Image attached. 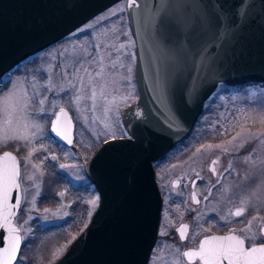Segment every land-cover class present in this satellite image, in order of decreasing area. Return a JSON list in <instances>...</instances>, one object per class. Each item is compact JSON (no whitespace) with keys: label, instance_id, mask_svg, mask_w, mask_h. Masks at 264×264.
Returning <instances> with one entry per match:
<instances>
[{"label":"water","instance_id":"obj_1","mask_svg":"<svg viewBox=\"0 0 264 264\" xmlns=\"http://www.w3.org/2000/svg\"><path fill=\"white\" fill-rule=\"evenodd\" d=\"M119 1L0 0V82ZM137 5L127 8L139 89L138 99L122 111L129 136L108 139L85 163L100 203L53 264H148L162 210L154 162L189 136L220 82L264 83V0H137ZM247 85L264 88L239 87Z\"/></svg>","mask_w":264,"mask_h":264},{"label":"snow or ice","instance_id":"obj_2","mask_svg":"<svg viewBox=\"0 0 264 264\" xmlns=\"http://www.w3.org/2000/svg\"><path fill=\"white\" fill-rule=\"evenodd\" d=\"M134 6L138 7L137 0H127V8ZM124 10L117 5L111 11V15L115 16L117 12ZM100 19H107V17ZM163 23L164 17L161 15L156 21L157 33ZM210 26L211 22L209 21L208 27ZM84 30L80 29V31ZM111 31L114 33V40L116 41H118L119 35H127V33H121L116 28L111 29ZM127 47L128 45L125 43L97 44L94 46V52L84 49L78 59L74 60L71 65L65 66V69L59 73V83L50 74L52 67L55 66H50L49 69L38 70L30 81L26 79L21 88H18L14 83L7 92L0 90V148L13 147L16 153H19L21 148L27 150L26 155L19 158L12 151H3L0 154V264H25L27 257L22 251V245L24 249H28L32 244L29 239L32 234L31 228L27 227L31 216L27 213L35 208L37 197L42 194V178L46 175L43 165L49 159V156L43 158L37 156L38 153L49 152L48 147L43 143V138L47 134L41 120L49 114L53 115L55 119L51 120V132L68 145L73 144L72 117L65 110V106L57 103L58 100L63 99L59 93L67 95L68 90L73 93L69 96L68 103L74 106L78 114L87 111V109L81 108L82 101L91 100V111L94 113L97 101L100 99L105 101L103 107L105 117L113 109H116L118 116L119 105L115 104V98L112 101L107 100L105 73L109 69V75L115 72L117 68L126 69L120 78L121 81L126 82L125 91L127 94L123 95L121 100L126 103L133 98L131 82L133 69L131 65H126L121 60V56L131 55L124 52ZM112 49L117 54L115 60L112 59ZM106 61L108 62L106 63ZM92 65L96 67L90 70ZM69 68L72 69L71 72L68 70ZM101 81H105V83H101ZM57 89L56 98L50 101L45 93ZM115 90L114 88L113 91ZM57 108L58 111H56ZM137 115H142V113H137ZM173 115L175 116V113ZM176 118L178 119V117ZM84 119L87 117L85 116ZM250 120L253 123H259L261 127L256 130H253L252 127H245ZM102 122L106 132L98 134L96 139L99 141L101 135L105 137L104 143L109 142L108 137L113 140L117 139L118 122H111L110 120ZM233 128H239V131H236L230 140L215 145L202 144L193 153V157L213 150L228 154L239 151L248 144H253L251 151L241 161L245 168L241 177V184L237 185L240 192H234L230 185H222L220 198L230 205L220 215V221H223V224L209 222L208 227L205 228L203 224L197 222L195 228H190L189 224L181 223L176 228L180 240H190L192 246L181 248L169 245L168 248L172 250L171 260L162 257L158 248L153 264H160L162 260L164 264H264V215L260 214L261 207H264V154H262L264 151V105L261 106L259 112L249 113L240 110V118L236 120ZM126 135L122 132L120 138H124ZM34 142H39V146L37 147ZM34 159H39V162H34ZM50 159L56 161L58 158L51 154ZM218 163L219 157L211 160L209 171L218 178L215 184L205 189L207 192V195L204 196L205 200H208L212 194V189L221 184L219 177L223 173L218 172L216 167ZM67 167L68 165L59 164L60 169ZM230 170L235 171L231 161L224 171ZM195 175L196 179H203L199 172H196ZM177 184H179V180L173 181V185ZM192 186L194 189L196 188L195 180L192 181ZM13 192L16 193L15 197ZM29 194H31L30 201L28 200ZM58 195L63 197L65 193L60 192ZM197 196L198 190H194L191 192L190 199L193 203L199 204L200 200ZM98 202L99 197L89 201L94 206H97ZM22 205H25L24 217L19 216ZM49 211L48 208L44 209L45 213ZM250 212L252 214L249 216ZM91 215L92 213L89 211V219ZM236 218L243 219L237 221ZM197 219L199 220V217ZM234 222L242 226L239 228L231 227ZM87 226L85 223L84 228ZM213 228L217 230L229 228L230 230L222 235L210 234ZM82 231L83 229H81ZM190 231L191 236L189 235ZM160 235H167V229ZM201 236L202 238L197 239ZM76 238V235H72L71 239L61 245L63 251H67L68 246ZM58 252L63 254L59 248L55 249L52 253L53 260L59 259Z\"/></svg>","mask_w":264,"mask_h":264},{"label":"rangeland","instance_id":"obj_3","mask_svg":"<svg viewBox=\"0 0 264 264\" xmlns=\"http://www.w3.org/2000/svg\"><path fill=\"white\" fill-rule=\"evenodd\" d=\"M127 0H121L114 4L112 7L100 13L98 16L90 20L84 26L77 29L75 32L70 34L66 39L49 48L47 51L40 54L38 57H34L31 63H23L20 65V69L11 72L2 81L1 88L2 92H7L16 83L18 88L24 86L25 80H31L37 71H43L49 69L52 70L50 74L54 77V80L59 83L61 73L65 66L71 65L74 60L78 59L83 50L87 49L90 52H94V46L97 44H112V43H125L128 45L124 52L126 54L121 56V60L126 65H131L132 71V93L133 98L126 103L121 100L123 95L127 92L126 82L121 81V74L126 72V69L117 68L115 72L109 75V70H106L105 79L106 91L108 93L107 100L112 101L115 98V104L119 105L118 116L116 115V109L105 117L103 107L105 101L98 99L96 111H91V100H84L81 102V108L87 109L82 113H77L73 105L68 103L69 96L73 93L68 90V94L59 93L62 100H58L59 105L70 107L74 117L76 125L75 143L73 146H68L59 142L50 135L48 130V124L53 117L49 114L47 117L41 120L44 124V131L47 134L43 138V143L48 147L49 152L38 153L39 158L49 156V159L45 161L43 167L45 168L46 175L42 178L43 182L41 185V196L37 197L36 206L27 215L31 216L28 221L27 227L31 228V236L29 239L32 244L28 249H22L25 256L27 257L25 264H53L57 259L53 260L52 253L55 249H60V252L64 253L60 247L71 239L70 233L75 229H85V223H89L91 217L97 206L89 203L95 197H99L100 194L93 183H89V179L84 172V164L89 160L93 151L99 147V144L104 140V136L101 135L100 140L96 139V136L101 133H105L106 129L102 121L118 122L119 128L116 129V136H121L122 132L127 133L121 118V110L129 103L135 101L138 97L137 79H136V42L131 32L128 18H127ZM119 5L125 10L123 12H117L115 16L111 15V11ZM107 19H100L102 17ZM99 20V22H97ZM91 26V27H90ZM119 29L121 33H127V35H119L118 41L114 40V33L111 29ZM80 29H85L80 31ZM112 59H116L115 50L112 49ZM83 62V61H81ZM108 61H106L107 63ZM87 66V65H86ZM95 65H92L90 70L95 69ZM70 72L71 68L68 69ZM71 77L69 76V79ZM105 83V81H101ZM116 89L113 91V89ZM58 89L53 92H47L45 95L48 96L49 100L56 98ZM264 105V88L247 85L246 87H229L225 84H219L216 92L207 100L205 105V111L202 117H199L194 127V132L185 139V144L181 148L175 149L162 162L160 166L163 171V177L165 182L174 179L176 175L182 174L186 180H190L195 176L196 172L200 174H206L209 166V162L213 157H219L221 159V169L228 166L229 161L233 163V168L238 170V174L233 176H225V181L221 184L216 185L212 190V193L208 200L204 199L207 193L201 194V200L198 205L191 203V209L193 212L196 211L192 217V223L194 227L197 222L204 224L207 222L208 216L213 218V213L223 214L225 212L223 203L221 200V188L222 185H230L233 187V191L239 193L240 189L237 185L241 184V177L244 172L245 166L243 165L242 158L247 155L253 144H248L239 151L224 154L219 150H213L211 152H203L193 157V153L202 144H220L227 140H230L238 128H233L236 120L240 118V110H244L249 113L259 112L261 106ZM47 107V105H46ZM87 119H84V117ZM245 127H252L256 130L261 127L259 123H253L251 120L245 125ZM110 138V137H108ZM36 146H39V142H34ZM91 145V147H89ZM192 147L194 149H192ZM4 148H0V151ZM15 151L13 147H8ZM27 150L21 148L18 154L19 157L26 155ZM187 154L185 157H181L180 160L174 161L179 155ZM54 154L57 156L56 161L50 159V155ZM264 154V151H262ZM255 155V154H253ZM191 158V159H190ZM180 161L174 166L176 162ZM34 162L38 163L39 159H34ZM23 164V161H21ZM59 164L68 165L65 169H60ZM167 165H171L167 168ZM199 166V167H198ZM210 172V171H209ZM236 172V171H235ZM211 173V172H210ZM209 179V177H208ZM223 180L222 176L220 178ZM216 180H214L215 182ZM30 183V182H29ZM215 184V183H214ZM27 186V185H26ZM186 185H182L178 189V193L181 194V190ZM31 192V189H30ZM60 192H64L63 197L59 196ZM231 195V193H230ZM236 198V197H234ZM28 200H31V194L28 196ZM99 204V202H98ZM228 207L230 205L227 204ZM48 208V213L44 212V209ZM175 208L179 210V205H175ZM25 205L21 206V217L25 216ZM91 211L92 215L89 219L88 213ZM211 212V214H210ZM199 217V220L197 219ZM171 222L170 220H164V224ZM171 224V223H169ZM214 224V223H213ZM205 228L208 225L204 226ZM75 235V232L72 233ZM162 239L157 241L153 253L150 257L148 264H153L156 259L157 249H160V255L166 260L172 259V250L168 248L169 245L179 246L181 248L192 246L190 241H177L175 236H172V240ZM59 257L61 254L58 252ZM160 264H164V261H160Z\"/></svg>","mask_w":264,"mask_h":264},{"label":"flooded vegetation","instance_id":"obj_4","mask_svg":"<svg viewBox=\"0 0 264 264\" xmlns=\"http://www.w3.org/2000/svg\"><path fill=\"white\" fill-rule=\"evenodd\" d=\"M72 33H70V34H72ZM69 35H67L64 38H62L61 40L57 41L56 43H54L49 48H51L54 45L58 44L59 42L63 41ZM49 48H47L44 51L38 53L36 55V57H38L43 52L47 51ZM31 60H33V59L31 58ZM61 106H64V105H61ZM65 107L71 112V114L73 113L72 110L70 109V107H68V106H65ZM56 111H58V108L56 109ZM72 116H73V114H72ZM54 118L55 117L53 116L51 118V120H53ZM51 120H50V122L48 124V130H49L50 135L53 137V139H55L56 142H59V143L68 145L66 142L58 139L56 136H54L52 134V132H51ZM73 120H74V117H73ZM237 131H239V128L237 129ZM75 134H76V125H75V121H74V135ZM75 140H76V138L74 137L73 144L72 145H68V146H73L74 143H75ZM103 141L100 142L99 146L103 143ZM184 144H185L184 141L181 142V143H178L176 146H174L172 149H170L168 151V153L166 154V156L163 159H161V160H159V161H157V162L154 163V167H155V170H156L157 182H158V185H159L160 190H161V193H162V211H161V219H160L159 234H158L157 241L162 240L163 238L164 239L166 238L168 240H172V236H175V238H176L177 241H181L180 240L179 233L176 231V228H178L181 223H187V224L190 225V228H195L194 225H193V223H192V221H191L192 220V217L196 213V211L193 212V210L190 208L191 205H192L191 203H193L191 201V199H190L191 192L194 191V190H198V196H197V198L199 200H201L200 195L201 194H204V193H207L205 189L207 187H211V185L216 182V181L214 182V180H217V178H218L217 176L213 175L209 171H207V173L205 175L204 174H200V176L203 177V179H196V175H195L189 181L186 180L183 177L182 174H178V175L175 176L174 179H171V181H169L170 184L168 185V182H165V180H164V177H163V171L164 170L162 171V169H161L162 166H160V165L162 164L163 161H165L167 159V157L170 155L171 152H173L177 148H181ZM6 149L7 148H4L0 152L4 151ZM97 149L98 148H96L93 151V154L91 155V157L94 155V153L96 152ZM192 149H194V148L192 147ZM185 156H187L186 153L183 154V155H179L174 161L180 160L181 157H185ZM216 158L217 157H213L211 160L216 159ZM211 160L209 162V166L211 165ZM179 162L180 161L176 162L174 164V166L177 163H179ZM220 162H221V159L219 158V163L216 165V167L218 169V172L223 173V175H225L227 177L228 176H233L235 178L236 177L235 175L238 174V170L234 167V169H235L236 172L235 171H231V170L226 172V171H224V169L227 168V166L224 167V169H221V163ZM170 166L171 165H167V168H169ZM209 166H207L208 167V170H209ZM223 175H222L223 180L220 179L221 176L219 177V179L221 180V182H223V181L226 180ZM208 177H209V179H208ZM177 180H179V184L173 185V181H177ZM193 180H195V182H196V188L195 189L192 186V181ZM182 185H186L187 187H186V189L184 187L181 190V194H179L178 193V189H180L182 187ZM212 193H214L213 190H212ZM177 204L179 205V210H177L175 208V205H177ZM193 204L198 205L196 203H193ZM223 205H224V208H226L225 209V211H226L227 208H228L227 203L224 202ZM21 214H22V211L20 209L19 210V216H21ZM210 214H211V212H210ZM213 214H214L213 215V218H211V216H208V218L206 220L207 222L204 224V226L208 225L209 222L214 223V224L217 223V222H219L220 224H223V221H220V215L221 214H218V213L217 214L213 213ZM251 214L252 213L250 212L248 215L250 216ZM260 214L261 215H264V207H261ZM166 219L167 220H170L171 221V224H169L168 221H167V225H166V223L164 224V220H166ZM241 219H243V218H236L237 221L238 220H241ZM241 226H242L241 224L235 223V222L233 223V225H231V227H236V228H239ZM165 229H167V235H163V236L160 235V233L163 232V231H165ZM229 230H230L229 228H220V230H217L216 228H213L212 229V233H210V234H216V235H218V234H224L225 232H227ZM189 235L191 236V231H190ZM200 238H202V236L201 237H198L197 239H200ZM185 241H190V240H185Z\"/></svg>","mask_w":264,"mask_h":264},{"label":"trees","instance_id":"obj_5","mask_svg":"<svg viewBox=\"0 0 264 264\" xmlns=\"http://www.w3.org/2000/svg\"><path fill=\"white\" fill-rule=\"evenodd\" d=\"M204 111H205V109H204ZM204 111H203V112H204ZM73 232H75L76 237L81 233L80 230H76V229H75ZM73 232L70 233V236H72V233H73ZM77 234H78V235H77Z\"/></svg>","mask_w":264,"mask_h":264}]
</instances>
